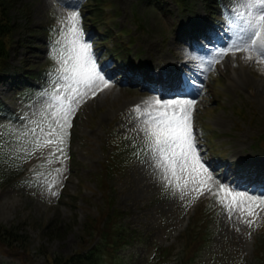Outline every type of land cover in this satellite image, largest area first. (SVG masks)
Wrapping results in <instances>:
<instances>
[{
    "label": "rangeland",
    "instance_id": "obj_1",
    "mask_svg": "<svg viewBox=\"0 0 264 264\" xmlns=\"http://www.w3.org/2000/svg\"><path fill=\"white\" fill-rule=\"evenodd\" d=\"M25 1L30 3L27 15L31 20L25 27L39 28L31 37L37 49L33 54L22 47L11 51L9 62L14 67L7 79L0 77V126H3L0 127V139L3 140L0 146L3 152L19 158L30 152L34 155L32 162L40 152L46 151L43 146L33 152L34 145L30 140L13 139L14 129L9 125L19 124L7 119L11 113H16L24 117L22 122L25 119V123L33 119L48 121L38 112L43 100L48 99L42 96L45 91L33 93L32 99L26 102L20 92L25 93L23 84L33 86L35 91L44 84L46 91H50L52 79L47 76L46 79L39 77L25 82L23 58L29 57L33 72L44 69L45 65L48 69L53 67L55 72L58 61L52 54V48L54 41L65 35L60 31L65 27L60 21L72 10L68 7L70 4L80 12V26L85 39L93 44L98 60L100 51L103 48L110 51L112 45L110 41H93L95 30L98 27L102 32L108 26L113 30L110 37H117L118 44L133 51L129 58L144 66L146 77L155 81L166 80L167 83L173 77L174 81L182 82L179 89L171 92L182 89L184 95L195 100L192 106L195 139L205 159L217 160L218 167L213 169L225 183H238L241 187L242 183L232 178L242 167L264 165V143L260 141L258 144L264 134V61H246L241 52H228L213 61V57L218 55L215 49L223 46L231 35L226 22L228 19L221 8L217 10L214 5L216 15L211 17L207 7L209 0H190L189 8L175 0H163L166 5L159 0H113L115 8L105 9L109 20L105 22L104 15H98L97 23L89 17L84 18L91 14L93 7L88 5V0ZM235 3L236 0H220L221 6L230 14ZM18 20L25 24L24 19ZM111 22L119 25L109 26ZM53 24L58 25L54 29L55 34L46 33L47 26ZM210 26L215 27L217 33H210ZM193 28L202 29L204 37L198 38L199 41L204 40L203 47L196 43V36L191 35ZM27 34L18 32L16 38ZM179 34L183 35L179 37ZM205 36L211 39V43L205 41ZM110 60L112 58L107 59L104 67L113 68L109 74L113 83L95 96L89 95L78 105H73L75 112L70 117L71 127L66 130L69 134L65 137L64 146H60L64 147V155L56 159L63 161L24 184H0V225L20 226L31 243L28 254L1 247L0 264H45L44 258L38 254L40 246L51 253L66 255L80 249V233L86 217L96 215V203L101 202L95 175L100 173L110 152L108 141L111 134H129L126 144L144 139L142 133L137 135L140 121L129 111L135 104H141L143 110L146 107L144 101L154 96L159 98L160 92L168 90L158 84L159 90L155 92H149L154 88L152 85L140 88L139 82H133L128 75H125L126 79L121 77L123 64L118 61L112 64ZM179 64L182 71H176ZM168 97L164 95L162 98L170 99ZM33 113L37 115L33 116ZM202 123L206 126L203 127ZM47 140V136L40 137V143L44 145L48 144ZM230 162L235 165L223 168L225 171L222 169L218 175V170ZM161 175L155 163L144 155L125 172L114 176L110 196L115 198L116 208L127 212L122 222L128 229H137L141 237L120 249L118 256L103 257L100 264H157L156 258V262L153 259L156 247L170 248V257L181 260L189 254L194 258L193 264H259L255 251L260 240L264 239V230L259 232L255 225L246 226L245 218L248 220L253 213L260 214L264 201H250V215L247 209L242 207L241 211H236L233 206L230 219L226 209L218 206L219 194L197 195L195 190L182 188L183 180L176 182L170 177L173 183L169 184L161 179ZM75 195L78 196L76 205L75 199L72 200ZM201 197L205 199L193 212V203L199 202ZM210 209L218 210L216 219L208 217ZM53 222L65 227L64 235L62 232L58 237L45 235L44 228ZM72 226V230L66 231ZM203 229L211 232L213 241L204 246H200L201 239L198 242L195 238L191 242V233L197 235ZM189 230L190 234L185 239ZM97 240L96 237L90 238L85 245L91 246Z\"/></svg>",
    "mask_w": 264,
    "mask_h": 264
},
{
    "label": "snow or ice",
    "instance_id": "obj_2",
    "mask_svg": "<svg viewBox=\"0 0 264 264\" xmlns=\"http://www.w3.org/2000/svg\"><path fill=\"white\" fill-rule=\"evenodd\" d=\"M72 10L61 19L65 25L60 31L63 38L54 41L52 54L58 67L51 80L50 91L42 93L48 99L43 100L38 110L43 119L31 120L19 126L9 125L14 129L13 139L30 140L34 147H43L41 136H47L48 144H52L54 152L64 155L61 145L69 134L70 117L74 115L73 105H78L85 97L95 96L103 88L113 83V78L106 68L99 63L93 44L85 39L80 26L81 15L78 9L68 5ZM229 25L230 39L224 45L215 49L218 54L213 61L228 52H241L243 59L264 61V0H236L231 15L226 21ZM205 39L211 43L209 37ZM203 47L199 40L196 41ZM57 46H60L59 48ZM160 87L168 90L160 92V97H151L141 104L133 105L140 121L137 135L143 134L145 156L150 158L161 172V179L169 184L183 180V187L195 190L197 195L207 193L217 195L221 205H224L229 218L233 217V206L236 211L247 209L250 201H264V193L255 195L233 183H225L215 174L211 161L205 159L201 146L195 139L196 129L192 123V106L195 100L183 94L171 92L182 86L180 80L173 82L155 81ZM159 89L153 88V91ZM171 92L170 99L162 97ZM37 113H33L36 116ZM29 124L31 126H29ZM3 127V126H0ZM54 138V139H53ZM0 143L3 140L0 139ZM135 143V140L133 141ZM21 150H26L22 148ZM66 158V157H65ZM171 177V178H170ZM245 178L243 170L237 179ZM251 224V220L245 218Z\"/></svg>",
    "mask_w": 264,
    "mask_h": 264
},
{
    "label": "trees",
    "instance_id": "obj_3",
    "mask_svg": "<svg viewBox=\"0 0 264 264\" xmlns=\"http://www.w3.org/2000/svg\"><path fill=\"white\" fill-rule=\"evenodd\" d=\"M90 1L94 4L92 5L94 6L92 10L93 15L102 14L106 5H108L109 2L111 3L110 0ZM177 1L184 2V0ZM29 4L30 3L25 0H0V74L7 76L10 74V70L14 67L9 62L12 49L13 51L14 49L17 51L20 47H22L23 49H27L29 54H33L35 52L34 49L36 48V44L31 42V37L39 31V28L31 26L25 27V25L30 24L31 21L30 17L27 15ZM14 13H17V16H15ZM18 18L24 19L25 24H22L21 20H18ZM18 32L20 34H28L27 36L17 39L16 34ZM109 33L110 30H106L102 35L104 37H110ZM116 39L117 37H113V41L115 42L113 46H115V50L120 51L123 49V46L118 44ZM23 63L26 67L24 71H28L24 73L25 78L37 77V74L31 72L29 69L32 66L29 57L28 59L24 57ZM41 71L42 73L45 72L44 70ZM26 90L30 92L31 89L27 86ZM116 155V158L114 156L111 157L108 165H104L105 170L103 172V177L96 178L99 188L103 190V200H108L105 204L106 210L102 211L106 213L107 216L98 224L94 219H88L87 222H85L83 234L81 235L79 242L80 249L69 255L51 254L49 251L44 250L43 246H40L39 252L44 256L46 264H98L104 250L108 253L107 249H112L114 250L113 252L117 253L118 248L134 240L136 235L135 232L125 230L123 225L115 222L120 216L124 215L125 212L121 209L115 208L114 202L112 201L113 199L109 196L107 176L114 172L113 169H117L121 166L119 161L126 160L121 151ZM15 168L16 165L13 160H9V158L4 155L0 156V179H9L12 183L19 181L20 177H18L17 173L14 172ZM22 174L23 172L20 176H22ZM22 179H24V177ZM56 223L53 222V224L50 223L46 225L43 230L47 233L45 235H48L49 237H58L61 232L62 235L65 234L63 231L65 227ZM73 228L74 226L71 228L69 227L66 231H70ZM93 236H99L100 240L96 244L87 248L85 243ZM0 245L12 250L21 249L24 253H29L28 251L30 249L28 237L21 233L19 226L16 225L11 227L0 226Z\"/></svg>",
    "mask_w": 264,
    "mask_h": 264
},
{
    "label": "bare ground",
    "instance_id": "obj_4",
    "mask_svg": "<svg viewBox=\"0 0 264 264\" xmlns=\"http://www.w3.org/2000/svg\"><path fill=\"white\" fill-rule=\"evenodd\" d=\"M196 66H197V65H196ZM170 94H171V93H169L168 96H171ZM179 94H183V95H184L185 93H184V92H180Z\"/></svg>",
    "mask_w": 264,
    "mask_h": 264
}]
</instances>
